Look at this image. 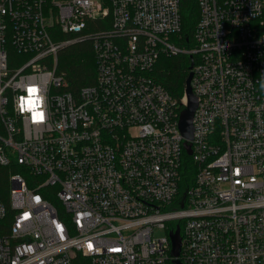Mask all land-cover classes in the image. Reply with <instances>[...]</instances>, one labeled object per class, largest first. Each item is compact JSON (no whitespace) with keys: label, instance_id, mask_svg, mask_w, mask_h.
I'll return each mask as SVG.
<instances>
[{"label":"built area","instance_id":"1","mask_svg":"<svg viewBox=\"0 0 264 264\" xmlns=\"http://www.w3.org/2000/svg\"><path fill=\"white\" fill-rule=\"evenodd\" d=\"M196 3L191 40L183 0H0V165L20 169L0 198V264H173L177 228L182 264H264V0ZM82 38L96 78L72 91L56 66ZM179 54L192 139L185 92L154 73ZM26 86L46 97L43 125L14 109Z\"/></svg>","mask_w":264,"mask_h":264},{"label":"trees","instance_id":"2","mask_svg":"<svg viewBox=\"0 0 264 264\" xmlns=\"http://www.w3.org/2000/svg\"><path fill=\"white\" fill-rule=\"evenodd\" d=\"M182 18L183 33L192 40V32L198 19L196 0H183ZM190 64L191 58L188 54L161 55L155 68L156 79L173 97L179 100L184 96L186 80L190 73ZM56 72L63 75L66 87L72 91H77L82 86L92 84L96 78V59L92 40L90 38H82L67 45L58 56ZM19 171L20 169L14 165H0V198L8 205L9 189L11 187L10 177L13 173ZM193 176L194 166L190 157L185 154L182 193H185L191 184ZM48 198L53 202L55 201L52 197Z\"/></svg>","mask_w":264,"mask_h":264},{"label":"water","instance_id":"3","mask_svg":"<svg viewBox=\"0 0 264 264\" xmlns=\"http://www.w3.org/2000/svg\"><path fill=\"white\" fill-rule=\"evenodd\" d=\"M192 58V57H191ZM193 68V60L190 64V70ZM193 77V72L190 71L187 80H186V104L184 105L179 118V128L182 133V135L186 139H192L193 138V116L194 112L198 105V100L196 95L193 92L191 81ZM187 153L191 154V147L188 145L187 147ZM170 238L172 240V250L171 254L174 257L173 264H182L179 256L181 252V235H180V229L177 228L175 231L170 232Z\"/></svg>","mask_w":264,"mask_h":264},{"label":"clouds","instance_id":"4","mask_svg":"<svg viewBox=\"0 0 264 264\" xmlns=\"http://www.w3.org/2000/svg\"><path fill=\"white\" fill-rule=\"evenodd\" d=\"M257 84L259 89L264 91V76L257 80ZM46 103V97L38 86H26L23 95L14 98V109L22 118L28 119L35 126H40L48 119Z\"/></svg>","mask_w":264,"mask_h":264},{"label":"rangeland","instance_id":"5","mask_svg":"<svg viewBox=\"0 0 264 264\" xmlns=\"http://www.w3.org/2000/svg\"><path fill=\"white\" fill-rule=\"evenodd\" d=\"M155 234H156L157 236H162L163 234H165V231H163V230H161V229H156V230H155Z\"/></svg>","mask_w":264,"mask_h":264},{"label":"snow or ice","instance_id":"6","mask_svg":"<svg viewBox=\"0 0 264 264\" xmlns=\"http://www.w3.org/2000/svg\"><path fill=\"white\" fill-rule=\"evenodd\" d=\"M30 91H32L31 89H30ZM38 91V90H37Z\"/></svg>","mask_w":264,"mask_h":264}]
</instances>
